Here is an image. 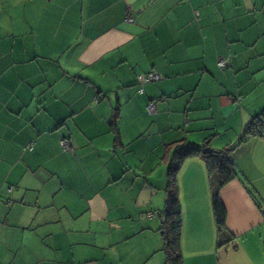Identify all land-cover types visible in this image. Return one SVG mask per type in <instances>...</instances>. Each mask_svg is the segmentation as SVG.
Here are the masks:
<instances>
[{
  "label": "crops",
  "instance_id": "1",
  "mask_svg": "<svg viewBox=\"0 0 264 264\" xmlns=\"http://www.w3.org/2000/svg\"><path fill=\"white\" fill-rule=\"evenodd\" d=\"M263 108L264 0H0V264H164L176 145ZM232 156L221 246L203 157L178 171L183 264H264V135Z\"/></svg>",
  "mask_w": 264,
  "mask_h": 264
},
{
  "label": "trees",
  "instance_id": "2",
  "mask_svg": "<svg viewBox=\"0 0 264 264\" xmlns=\"http://www.w3.org/2000/svg\"><path fill=\"white\" fill-rule=\"evenodd\" d=\"M255 135H264V108L246 124L237 142L223 149L215 150L207 146H199L191 143L176 145L174 157L168 169V182L164 206L165 220H163L160 227L163 237V250L165 252L164 264H183V254L181 250V201L179 197L177 174L184 160L194 155H201L203 157L206 163L212 193L213 214L218 231L217 245L221 246L227 244L231 239V234L226 227L227 211L224 203L219 197V190L237 176V170L232 156L235 147L238 143ZM65 151H72V149Z\"/></svg>",
  "mask_w": 264,
  "mask_h": 264
},
{
  "label": "built area",
  "instance_id": "3",
  "mask_svg": "<svg viewBox=\"0 0 264 264\" xmlns=\"http://www.w3.org/2000/svg\"><path fill=\"white\" fill-rule=\"evenodd\" d=\"M217 64L219 67H225L227 64V60L224 58H219ZM158 79H160V75L156 72H153V71H149L146 74L140 75L139 80L141 83V87L139 88V92H143V84H145L147 82L156 81ZM146 109L149 112L154 111L155 110V102L154 101L148 102L146 105ZM60 144H61V147L63 148V150H71V146H70V142H69L68 138H62L60 140Z\"/></svg>",
  "mask_w": 264,
  "mask_h": 264
},
{
  "label": "snow or ice",
  "instance_id": "4",
  "mask_svg": "<svg viewBox=\"0 0 264 264\" xmlns=\"http://www.w3.org/2000/svg\"><path fill=\"white\" fill-rule=\"evenodd\" d=\"M36 3H37V5H39L41 3V0H36ZM47 3L48 4H51L52 3V0H47Z\"/></svg>",
  "mask_w": 264,
  "mask_h": 264
}]
</instances>
